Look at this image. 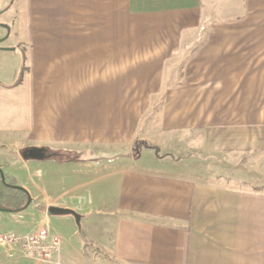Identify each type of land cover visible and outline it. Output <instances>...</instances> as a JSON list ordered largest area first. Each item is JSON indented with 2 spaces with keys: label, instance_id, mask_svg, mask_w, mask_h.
Masks as SVG:
<instances>
[{
  "label": "crops",
  "instance_id": "1",
  "mask_svg": "<svg viewBox=\"0 0 264 264\" xmlns=\"http://www.w3.org/2000/svg\"><path fill=\"white\" fill-rule=\"evenodd\" d=\"M7 3L0 169L31 200L5 212L25 216L27 233L0 239L46 229L62 249L49 263L20 245L0 255L13 264H264V188L210 168L264 158V0ZM136 141L169 157L135 151ZM32 148L53 157L24 159Z\"/></svg>",
  "mask_w": 264,
  "mask_h": 264
},
{
  "label": "rangeland",
  "instance_id": "2",
  "mask_svg": "<svg viewBox=\"0 0 264 264\" xmlns=\"http://www.w3.org/2000/svg\"><path fill=\"white\" fill-rule=\"evenodd\" d=\"M7 2L8 0H0V12H1V8L3 7L6 8L7 6L10 5V3ZM12 10H11L12 13H14V8ZM4 21H6V18L0 16V25H2ZM124 24H125L124 20H119V31H121ZM125 39L126 37L119 35V43L125 42ZM120 106H125V101L119 100V107ZM241 161L242 163L240 165L232 164V163L223 164L221 159H219L216 160L215 163H212L210 165V168L211 171L215 173L220 179L222 177H224L226 180L229 179L230 181H232L231 179H237V182L242 183L243 186L255 187V188L258 187L263 189L264 188V158L245 156L241 158ZM4 176L7 178L9 177V175H7L6 173H4ZM261 182H263L262 185ZM24 221H25V216L23 215L21 216V214L13 215L5 212H0V234L9 233L12 231H15L19 234H26L27 230L24 229L25 228ZM66 228L67 227H65V229ZM18 237H25V236H18ZM8 246L9 245L3 246L0 243V248L2 247V249L3 247H8ZM20 246L22 245L20 244ZM2 249H0L1 254L5 253L4 250ZM8 256L9 255H0V264H13ZM8 260L10 262H8Z\"/></svg>",
  "mask_w": 264,
  "mask_h": 264
},
{
  "label": "built area",
  "instance_id": "3",
  "mask_svg": "<svg viewBox=\"0 0 264 264\" xmlns=\"http://www.w3.org/2000/svg\"><path fill=\"white\" fill-rule=\"evenodd\" d=\"M2 245H22L24 255L31 260L49 263L60 254L62 242L58 237H50L48 230L42 229L33 235L18 237L4 236L0 239Z\"/></svg>",
  "mask_w": 264,
  "mask_h": 264
},
{
  "label": "trees",
  "instance_id": "4",
  "mask_svg": "<svg viewBox=\"0 0 264 264\" xmlns=\"http://www.w3.org/2000/svg\"><path fill=\"white\" fill-rule=\"evenodd\" d=\"M25 71L23 67L21 69L20 79L22 73ZM20 82V80H19ZM140 147H146L148 150L154 152L159 158L165 159L168 158L169 155H165L162 153L161 149L151 143L145 141H136L134 144V150L137 151ZM56 157L59 160L70 159V155L58 154ZM3 172L0 169V208L8 210L10 212H21L25 210L30 203V196L24 189H16L14 187H18L16 182L9 177H5V181L3 180Z\"/></svg>",
  "mask_w": 264,
  "mask_h": 264
},
{
  "label": "water",
  "instance_id": "5",
  "mask_svg": "<svg viewBox=\"0 0 264 264\" xmlns=\"http://www.w3.org/2000/svg\"><path fill=\"white\" fill-rule=\"evenodd\" d=\"M8 32L10 31L8 27H6ZM53 157V155H48L47 151L44 149H36V148H32V149H26L23 153V158L26 160H46ZM3 180L5 181V177L3 176ZM16 189H22L21 187H14ZM30 204V203H29ZM0 212H10L8 210L5 209H1L0 208ZM70 212L68 211H64V210H53L51 212V214H58V215H64V214H69Z\"/></svg>",
  "mask_w": 264,
  "mask_h": 264
}]
</instances>
